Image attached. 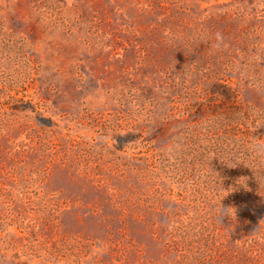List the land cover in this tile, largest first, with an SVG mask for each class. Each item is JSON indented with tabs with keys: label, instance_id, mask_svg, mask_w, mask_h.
<instances>
[{
	"label": "rangeland",
	"instance_id": "obj_1",
	"mask_svg": "<svg viewBox=\"0 0 264 264\" xmlns=\"http://www.w3.org/2000/svg\"><path fill=\"white\" fill-rule=\"evenodd\" d=\"M0 264H264V0H0Z\"/></svg>",
	"mask_w": 264,
	"mask_h": 264
},
{
	"label": "trees",
	"instance_id": "obj_2",
	"mask_svg": "<svg viewBox=\"0 0 264 264\" xmlns=\"http://www.w3.org/2000/svg\"><path fill=\"white\" fill-rule=\"evenodd\" d=\"M220 92L222 96H226V97L230 96L226 90H221Z\"/></svg>",
	"mask_w": 264,
	"mask_h": 264
}]
</instances>
